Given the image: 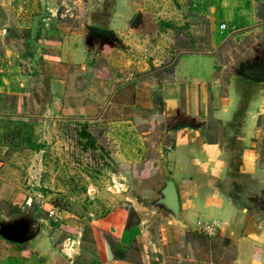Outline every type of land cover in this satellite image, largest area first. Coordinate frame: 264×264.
<instances>
[{
    "label": "crops",
    "instance_id": "0c3cea01",
    "mask_svg": "<svg viewBox=\"0 0 264 264\" xmlns=\"http://www.w3.org/2000/svg\"><path fill=\"white\" fill-rule=\"evenodd\" d=\"M199 2L190 4L192 8L189 10L203 12V8H197ZM35 3L33 11L37 13L39 5L41 12L48 10L50 15L45 18L38 15L29 20L27 14ZM53 3V0H36L34 3L31 0H0V108L17 93L21 94L25 85H33V80H38L37 75L50 71L52 76L53 73L57 75L59 66L66 67L70 75L75 72V66L88 68L85 62L88 50L85 51L82 44L81 49L73 45L74 36L58 18L55 7L59 3ZM45 4L51 7H45ZM153 4L151 0H89L86 4L87 23L83 22V26L107 28L113 31L124 48L130 47L126 49L127 55L122 52L116 59L119 66L126 69H120L125 80L118 84L115 93H122L120 96H127L130 100L125 105L119 97L118 105L157 108L171 127L184 124L181 128L169 129L172 144L167 147L164 163L177 187L179 216L188 224V229L181 230L170 222H160L156 231L157 244L147 238L148 226L141 228L145 220L139 218V223L129 229H118L116 244L115 240H108L105 247L98 248L99 259L85 261L86 257L79 249L69 253L54 243L53 236L39 232L46 222L37 216L40 229L33 240L16 244L0 237V264H264V227L258 224L256 216L251 215L247 207L236 204L225 190L227 178L236 175L264 177V166L252 143V138L256 137V121L264 109V84L236 75L224 81L223 73H216L213 52L175 50L176 47L167 41L169 28L164 29V26L176 25L173 17H160L157 26L163 28L160 31H130L128 21L138 12L145 17ZM208 4L206 9L210 15L205 20H214L215 14L221 18L220 24L227 27L220 31L219 24L214 31L216 34H211L210 42L212 37L224 32L229 35L240 32L243 38L254 42L264 38V0H209ZM166 7L156 10H161L164 15ZM193 19L196 20L185 18L184 21L194 22ZM152 22L150 17L142 20L145 27ZM78 38L83 43V37L78 34ZM55 40L58 44L51 43ZM57 45L64 51L60 57L56 51L55 59L51 57L54 53L51 49L60 48ZM49 78L45 79L46 85H64L66 89L74 85L70 80L58 83L53 77L48 82ZM106 82L105 85H109ZM64 119L56 117V121ZM58 143H54L52 149ZM42 150V147L38 149L39 152ZM114 153L116 162L123 164L122 153ZM2 164L0 161V207L15 208L26 197L17 183L2 176ZM237 176V184L238 179H245ZM249 181L243 180L244 183ZM18 217L19 214L4 219L10 222ZM2 218L0 214V221L4 220ZM205 226L211 227L218 238L225 240L226 246L234 247L230 258L223 261L222 257L213 258V254L204 258L203 250L190 246L192 253L186 257L171 251L175 245L187 246L190 232L208 236L201 231ZM143 234L146 242L142 241ZM133 242L137 247L141 244L144 249L136 251Z\"/></svg>",
    "mask_w": 264,
    "mask_h": 264
},
{
    "label": "rangeland",
    "instance_id": "374dc122",
    "mask_svg": "<svg viewBox=\"0 0 264 264\" xmlns=\"http://www.w3.org/2000/svg\"><path fill=\"white\" fill-rule=\"evenodd\" d=\"M53 1L52 5L59 3L55 7L58 18L75 38L73 45L81 49L82 44L84 50H88L85 61L88 68L75 66V72L70 75L66 67L59 66L57 75L53 73L52 76L51 71L49 74L37 75L38 80H33V85H25L21 94L17 93L5 107L0 108L1 174L6 180L17 183L28 201V204L26 200L20 203L16 209L2 205V219L26 212L29 215L36 214L46 222L39 232L53 236L54 243L60 244L64 250L67 238L74 241L78 238V248L73 250L79 249L82 256L86 257L85 261H95L99 259L98 248L105 247L106 241L115 240V244L119 241L118 229L128 221L132 209L138 221L139 218L145 220L141 228L148 226L145 233L147 238L159 244L156 231L160 223L156 218L147 216L144 208L147 205L146 193L151 194L160 182V168H164L167 173L164 158L167 147L172 144L168 134L171 128L169 120L162 119L157 108L117 104L118 98L121 99L123 95L116 94L115 88L124 83L125 78L120 74V69H126L125 66H119L117 60L122 52L127 55L126 49L130 47L124 48L113 31L107 28L103 29L110 31L111 35L103 37L91 31L90 27L93 26H83V22L87 23L86 4L89 0ZM151 1L154 4L148 9V14L145 13L147 19H153L151 25L145 27L142 24L145 17L141 16L137 27L131 28L132 20L128 21L130 31H160L163 29L157 27L160 17H173L176 25L164 26L165 30H170L168 43L173 44L177 51L213 52L216 73H223L224 81L235 76L233 70L238 68L240 62L252 59L255 48L264 51V38L254 42L243 38L240 32L232 35L219 33L210 42L211 34H216L214 31L221 18L213 14L214 20H205L210 15L206 9L209 0H199L197 8H203V12L197 13L189 8H192L190 4L194 5L198 0ZM34 5L36 3L30 7L31 11ZM47 6L51 7L45 4ZM163 6H168L164 9V15L161 10H156ZM185 7L188 9L185 10ZM37 9V13L28 12L29 20H34L38 15L39 18L40 15L43 18L50 15L48 10L41 12L39 5ZM185 18L196 20L184 21ZM78 34L83 37V43ZM51 43L58 44L56 40ZM58 46L60 48L51 49L54 51L51 57L55 59L56 51L59 57L64 51L63 47ZM164 49L167 47L164 46ZM46 77H53L58 83L70 80L74 85L68 89L64 85H46ZM106 81L109 85H105ZM121 102L126 105L130 100L124 96ZM57 116L65 119L56 121ZM255 131L253 148L264 166V109L258 116ZM57 141L58 146L52 149ZM38 145L42 146V152L38 151ZM115 151H120L124 156L123 164L113 158ZM225 184L228 196H232L236 204L245 206L240 195L241 185L235 183V177L227 178ZM127 204L130 208L126 207ZM50 211L60 213V219L54 221L49 216ZM145 234L142 235L143 242H146ZM187 235V246L175 245L171 248L181 257L192 253L189 246L203 250L204 258L213 254V258L222 257L223 261L234 252V247L226 246V241L218 238L215 231L210 236L198 235L196 232ZM209 246L213 250L208 251ZM133 249L138 251L144 248L141 244L137 247L136 242H133Z\"/></svg>",
    "mask_w": 264,
    "mask_h": 264
},
{
    "label": "water",
    "instance_id": "95a60500",
    "mask_svg": "<svg viewBox=\"0 0 264 264\" xmlns=\"http://www.w3.org/2000/svg\"><path fill=\"white\" fill-rule=\"evenodd\" d=\"M141 16L139 12L135 14L130 24L131 28L137 27ZM90 29L97 36L109 37L111 35V32L107 29L97 27H90ZM255 59L240 62L238 68L233 70L234 74L244 80L264 84V57L259 60ZM183 126L184 124H181L171 128L178 129ZM159 175L160 182L155 186L150 196L147 197V205L144 208L145 214L151 218H156L159 223L167 221L176 228L187 230L188 224L179 216V197L174 181L162 167ZM242 177L250 179L247 183H244L241 179L237 180L242 189L240 193L242 202L248 208V212L256 216L258 224L264 227V177L254 179L255 177L251 175L237 176V178ZM32 226L29 219L20 221L17 218L10 222L4 219L0 221V237L12 243L24 244L33 240L40 229L39 223H37L36 229H31Z\"/></svg>",
    "mask_w": 264,
    "mask_h": 264
},
{
    "label": "built area",
    "instance_id": "2783aa9c",
    "mask_svg": "<svg viewBox=\"0 0 264 264\" xmlns=\"http://www.w3.org/2000/svg\"><path fill=\"white\" fill-rule=\"evenodd\" d=\"M226 29V25L225 24H220L219 26V30L220 31H224ZM49 216L54 220L57 221L60 219V213H57L56 211H50L49 212ZM203 232H205L207 235L213 234V229L209 226H205L203 229ZM79 245V239L77 238L76 241L74 240H70L69 238L66 239L65 243H64V248L67 250V252H73V248L77 249Z\"/></svg>",
    "mask_w": 264,
    "mask_h": 264
},
{
    "label": "flooded vegetation",
    "instance_id": "af4514ba",
    "mask_svg": "<svg viewBox=\"0 0 264 264\" xmlns=\"http://www.w3.org/2000/svg\"><path fill=\"white\" fill-rule=\"evenodd\" d=\"M260 48L257 47L256 50H254V55L252 57V59L254 60V58H256L255 60H259L262 59L264 57V51L260 52L259 51ZM250 59V60H252ZM236 181V179H235ZM150 196V192L146 193V197ZM18 219L23 220V219H29L32 222V228L31 229H36V225L38 223V218L36 214L33 215H29V212H26L25 214H20V216L18 217Z\"/></svg>",
    "mask_w": 264,
    "mask_h": 264
},
{
    "label": "trees",
    "instance_id": "16d2710c",
    "mask_svg": "<svg viewBox=\"0 0 264 264\" xmlns=\"http://www.w3.org/2000/svg\"><path fill=\"white\" fill-rule=\"evenodd\" d=\"M41 147H42L41 145H38V149ZM126 207L130 208V205L127 204ZM136 224H138V217H137L135 211L130 209V215H129L128 221L119 228V231L127 230L131 226H134Z\"/></svg>",
    "mask_w": 264,
    "mask_h": 264
}]
</instances>
